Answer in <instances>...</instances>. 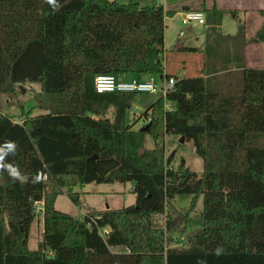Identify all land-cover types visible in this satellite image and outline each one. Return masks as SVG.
I'll list each match as a JSON object with an SVG mask.
<instances>
[{"label":"trees","instance_id":"1","mask_svg":"<svg viewBox=\"0 0 264 264\" xmlns=\"http://www.w3.org/2000/svg\"><path fill=\"white\" fill-rule=\"evenodd\" d=\"M56 4L0 0V92L38 82L49 100L44 113L21 122L0 111V145H18L6 161L29 177L21 183L0 173V264H264V68L247 67L242 58L239 89L212 88L208 75L179 78L163 64L166 17L176 9L139 0ZM202 8L216 32L223 11L215 3ZM228 37L242 48L264 42V23L251 38L244 25ZM209 53L208 40L205 65L214 57ZM97 74L173 76L166 97L173 108L160 96L142 114L148 129H136L127 111L139 92H98ZM167 134L192 140L204 169L192 170L185 160L170 166ZM38 173L43 178L33 183ZM93 181H133L136 200L82 215L57 209L64 192L79 205L75 187ZM176 194H192L193 205L203 195L200 216L168 212ZM36 202L43 203V232L32 249ZM90 215L99 217L88 226ZM156 216L164 226L154 225ZM99 226L109 231L102 235ZM186 226L193 227L187 245H169L168 233Z\"/></svg>","mask_w":264,"mask_h":264},{"label":"rangeland","instance_id":"2","mask_svg":"<svg viewBox=\"0 0 264 264\" xmlns=\"http://www.w3.org/2000/svg\"><path fill=\"white\" fill-rule=\"evenodd\" d=\"M119 1L122 3H127L131 0ZM139 1L142 4H150L153 0ZM203 6L206 5L197 4L193 9L203 10ZM231 27H236V24L226 25L224 29L230 32L232 31ZM221 67L226 68L227 71L225 73L216 75L208 74L209 84L212 88L229 90L243 87V73L238 64H223ZM176 73L178 75H182V77H185L183 76L184 74L180 73V71H177ZM159 97L160 96L158 94L150 92H141L136 94L132 101V106L127 112V118L130 120V122L134 121V128L137 129L140 128L141 125H145V123L147 124V120L142 114ZM48 104L49 100L42 92L41 85L38 82L25 81L16 83L14 85L13 91L0 92V111L10 115L15 121L18 122L23 121L29 115L44 113L47 110L44 108ZM181 138L182 136L177 134H168V136L165 137L166 156H173V161L170 166L177 168L182 160H185L186 165H188L190 169L202 171L204 169V162L202 157L195 152L193 141L187 139L182 141ZM146 143L148 147L153 146L154 140L151 135H147ZM133 185V181H128L125 183L119 181L105 183L93 181L90 183H85L81 186L75 187V190L80 192L81 195V202L79 205L71 200L67 192H64L58 196L56 200V207L61 211H65L73 215L81 213L80 209L82 211L90 209L89 205H93L94 207L98 208H105L111 205V207L119 208L135 202V194L130 190L131 186ZM100 187L105 192L102 194H94L93 189H98ZM124 189L127 191L123 192ZM192 200V194H176L170 199V202L167 206V211L174 215V208L182 210L183 212L190 210V216L192 218L199 217V214L204 206L203 195L198 197V200L194 205L192 204ZM42 207L43 203L41 202L34 203L32 207L34 217L28 231V245L32 249H36L39 245V242L42 240L44 214ZM154 225L164 226V218L159 219V217L156 216L154 218ZM192 229V226H186L180 227L178 230L168 233L170 240L169 245L186 246L187 236L191 233ZM118 248H121L120 250H122L123 246H119Z\"/></svg>","mask_w":264,"mask_h":264},{"label":"crops","instance_id":"3","mask_svg":"<svg viewBox=\"0 0 264 264\" xmlns=\"http://www.w3.org/2000/svg\"><path fill=\"white\" fill-rule=\"evenodd\" d=\"M157 3L163 4L165 8L177 10L174 15L166 17V51L163 55L165 73L179 78L182 75H178L177 71H180L185 77L207 76V72H209V75H216L227 71L226 68L221 67L223 64H239L242 58L247 67L264 68L263 41H252L242 48L237 39L228 37V35H236L240 25L245 26L247 38H251L256 34L264 23V16L261 14V10H264V0H153L150 4ZM214 3L223 11L222 21L216 28V32H210L211 26L207 22L191 25L183 24L182 17L184 11L194 8L197 4L211 6ZM230 24H236V27H231L232 31L229 32L224 27ZM208 40L209 50H211L209 54L214 57L209 61V65H205ZM122 78L129 79L130 75L123 76ZM108 115L110 117L113 116V109H110ZM127 122L131 123L128 118ZM133 186L130 188L131 191ZM93 190L94 194L105 192L101 187ZM126 191L124 189L123 192ZM89 207L90 209L84 211L80 209L81 213L77 215L85 214L95 209L118 208L111 207V205L105 208H98L93 205H89ZM159 219H162V217H159ZM118 247L115 246L112 249L114 251L124 250V247L122 250Z\"/></svg>","mask_w":264,"mask_h":264},{"label":"built area","instance_id":"4","mask_svg":"<svg viewBox=\"0 0 264 264\" xmlns=\"http://www.w3.org/2000/svg\"><path fill=\"white\" fill-rule=\"evenodd\" d=\"M182 22L184 25H191L196 23H205L206 16L204 12L199 10L189 9L183 12ZM175 78H165L160 80L154 76L146 79L137 77L123 79L114 74H97L94 78V86L98 92H150L158 94L165 98V107L170 110L173 104L166 99L167 94L173 90L175 85ZM42 203V202H41ZM97 216L90 215L88 226L97 223ZM102 235L109 231V226L98 227Z\"/></svg>","mask_w":264,"mask_h":264},{"label":"clouds","instance_id":"5","mask_svg":"<svg viewBox=\"0 0 264 264\" xmlns=\"http://www.w3.org/2000/svg\"><path fill=\"white\" fill-rule=\"evenodd\" d=\"M48 3L57 6L56 0H48ZM18 145L15 141H5L2 145H0V173L7 172L8 175L14 180L19 181L21 183H27L29 181V177L24 175L20 170L19 167L14 165L13 163H9L6 161V158L9 155H14L17 150ZM42 174H37L35 177L32 178V182L36 183L42 180ZM222 253V249L217 248L215 250L216 255H220ZM198 264H206V261L200 260Z\"/></svg>","mask_w":264,"mask_h":264},{"label":"water","instance_id":"6","mask_svg":"<svg viewBox=\"0 0 264 264\" xmlns=\"http://www.w3.org/2000/svg\"><path fill=\"white\" fill-rule=\"evenodd\" d=\"M160 79H161V80H164L163 76H160ZM148 126H149L148 123L145 124L144 126L141 127V130L146 131V130L148 129ZM181 140H182V141L184 140V137H183V136H182Z\"/></svg>","mask_w":264,"mask_h":264}]
</instances>
